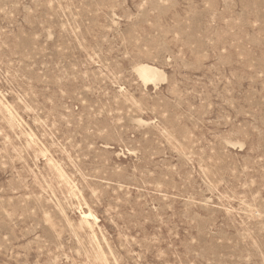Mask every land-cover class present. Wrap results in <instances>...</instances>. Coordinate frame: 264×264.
Masks as SVG:
<instances>
[{"label":"rangeland","instance_id":"obj_1","mask_svg":"<svg viewBox=\"0 0 264 264\" xmlns=\"http://www.w3.org/2000/svg\"><path fill=\"white\" fill-rule=\"evenodd\" d=\"M48 262L264 264V0H0V264Z\"/></svg>","mask_w":264,"mask_h":264},{"label":"bare ground","instance_id":"obj_2","mask_svg":"<svg viewBox=\"0 0 264 264\" xmlns=\"http://www.w3.org/2000/svg\"><path fill=\"white\" fill-rule=\"evenodd\" d=\"M33 1V0H32ZM125 1V0H124ZM208 3V2H207ZM124 4H125V2H124ZM123 4V5H124ZM226 5V4H225ZM51 6V5H50ZM122 6V5H121ZM228 6V5H227ZM226 6V7H227ZM242 10V9H241ZM113 13H115V12H113ZM112 13V14H113ZM111 14V15H112ZM116 15V14H115ZM113 16V15H112ZM123 16V15H122ZM114 17V16H113ZM75 18V17H74ZM256 24V23H255ZM114 30V29H113ZM81 31V30H80ZM212 40V39H211ZM224 49H226V48H224ZM200 52V51H199ZM150 56V55H149ZM214 67V66H213ZM135 71H136V74H137V76L141 79V81L145 84V85H155V86H157L158 84H160V83H164V82H166L167 81V75H166V73L163 71V70H161L160 68H158V67H156V66H154V65H150V64H146V63H144V64H139V65H137L136 66V68H135ZM121 90H122V88H121ZM62 92V91H61ZM121 93V92H120ZM49 99V98H48ZM20 101V100H19ZM116 101V100H115ZM51 102V101H50ZM53 103V102H52ZM28 104V103H27ZM31 107V106H30ZM5 108H7V107H5ZM32 108V107H31ZM8 109V108H7ZM27 109V108H26ZM31 111V110H30ZM36 112V111H35ZM120 112V111H119ZM103 113V112H102ZM11 115V114H10ZM13 117V116H12ZM12 117H11V119H12ZM73 117V116H72ZM15 120V119H14ZM140 120V119H139ZM7 121V120H6ZM141 121H142V119H141ZM8 122V121H7ZM135 122L137 123V121L135 120ZM134 122V123H135ZM15 123V122H14ZM82 123V122H81ZM9 124V123H8ZM16 124V123H15ZM45 125V124H44ZM53 125V124H52ZM10 126V125H9ZM21 126V125H20ZM55 127V126H54ZM65 127H66V125H65ZM11 128V127H10ZM13 130V129H12ZM89 130V129H88ZM31 132V131H30ZM38 132V131H37ZM100 133V132H99ZM104 133V132H103ZM44 134V133H43ZM31 136H32V134H30ZM238 135V134H237ZM240 135V134H239ZM25 137V136H24ZM42 137V136H41ZM34 138V137H33ZM56 138V137H55ZM31 140V139H30ZM33 141V139L31 140V142ZM232 142V141H231ZM28 143V142H27ZM234 143H236V142H234ZM61 144V143H60ZM66 144V143H65ZM237 144H239L238 142H237ZM7 145V144H6ZM28 145V144H27ZM139 145V144H138ZM242 145V144H241ZM89 146V145H88ZM28 147H29V145H28ZM27 148V147H26ZM22 153V152H21ZM48 153V152H47ZM124 153V152H123ZM153 153H154V151H153ZM178 153V152H177ZM23 155V154H22ZM51 155V154H50ZM24 156V155H23ZM39 156V155H38ZM183 156V155H182ZM20 158V157H19ZM23 159V158H22ZM62 159V158H61ZM72 159V158H71ZM140 162V161H139ZM190 162V161H189ZM74 163V162H73ZM76 164V163H75ZM56 169V168H55ZM96 172V171H95ZM66 174V173H65ZM14 175V174H13ZM62 175H64V174H62ZM60 176V175H59ZM68 176V175H67ZM73 176V175H72ZM193 176V175H192ZM65 178H66V175L64 176ZM58 178V177H57ZM61 178V177H60ZM64 178H63V176H62V180H63ZM222 183V182H221ZM74 185V184H73ZM48 186V185H47ZM207 186V185H206ZM9 189V188H8ZM77 189V188H76ZM83 189H84V187H83ZM75 190V189H74ZM85 190H86V188H85ZM98 192V191H97ZM115 193V192H114ZM72 194V193H71ZM80 195V194H79ZM27 197V196H26ZM79 197V196H78ZM91 197V196H90ZM93 197V196H92ZM40 198H41V196H40ZM255 200V199H254ZM91 201H92V198H91ZM79 202V201H78ZM245 204V203H244ZM87 206V205H86ZM247 206V205H246ZM245 206V207H246ZM74 207V206H73ZM95 207V206H94ZM259 207H260V205H259ZM56 208H57V206H56ZM62 209V208H61ZM71 209V208H70ZM249 211V210H248ZM90 212V211H89ZM78 213H80V212H78ZM243 213V212H242ZM246 213V212H245ZM260 214V213H259ZM249 215V214H248ZM46 217H47V215H45ZM20 218H21V216H20ZM48 218V217H47ZM64 218V217H63ZM81 218H82V221L83 222H80V223H84V224H87V225H89L90 224V220L92 219V220H94V221H96L97 220V218L92 214V213H83L82 214V216H81ZM261 218V217H260ZM67 219V218H66ZM47 220V219H46ZM49 221V220H48ZM64 221H66V220H64ZM46 222V221H45ZM50 222H52V221H50ZM49 223V222H48ZM67 223H69V220L67 221ZM71 224V223H70ZM69 224V225H70ZM73 224H74V222H73ZM73 224H72V227H73ZM83 224V225H84ZM47 225V224H46ZM48 225H50V223L48 224ZM82 225V226H83ZM71 227V226H70ZM72 227H71V229H72ZM34 228H35V226H34ZM82 228V227H81ZM38 229V228H37ZM73 231H74V228H73ZM81 233V232H80ZM57 234V233H56ZM254 234V233H253ZM250 235V234H249ZM22 237H23V235H22ZM121 237V236H120ZM126 237V236H125ZM6 238V237H5ZM4 238V239H5ZM37 239H39V238H37ZM49 240V239H48ZM82 240V239H81ZM84 240V239H83ZM96 240V239H95ZM84 242V241H83ZM92 242V241H91ZM99 243V242H98ZM30 244V243H29ZM28 244V245H29ZM40 244V243H39ZM47 245V244H46ZM92 247V246H91ZM62 248H64V247H62ZM42 251V250H41ZM204 251V250H203ZM77 252V251H76ZM26 256V255H25ZM105 258V257H104ZM97 261H98V259H97ZM106 261V260H105ZM59 263V262H58ZM104 263H106V262H104ZM48 264H50L49 262H48Z\"/></svg>","mask_w":264,"mask_h":264}]
</instances>
